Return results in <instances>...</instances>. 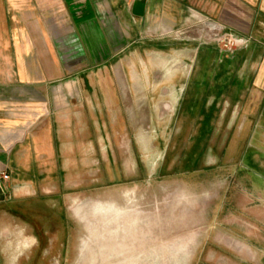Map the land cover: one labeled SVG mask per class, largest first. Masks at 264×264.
<instances>
[{
    "label": "rangeland",
    "instance_id": "1",
    "mask_svg": "<svg viewBox=\"0 0 264 264\" xmlns=\"http://www.w3.org/2000/svg\"><path fill=\"white\" fill-rule=\"evenodd\" d=\"M198 20L179 19L132 44L135 37L128 38L131 45L112 72H96V80L138 81L143 87L136 115L127 113L131 106L123 100L118 122L107 110L96 112L94 168L49 170L58 178L47 182L39 170H32L29 182L9 174L4 192L0 188V264H261L262 253L253 262L246 238L230 231L229 180H181L184 157L198 143L201 126L211 128L206 142L200 141L207 167L220 159L229 138H216L214 125L204 124L199 113L216 90L197 88L220 80L215 71L221 55L247 41L213 22L205 24L204 35ZM225 77L231 80V73ZM134 91L120 90L119 97ZM124 143L137 158L132 168H111L110 175L102 157ZM103 147L107 153H98ZM151 173L159 180H150Z\"/></svg>",
    "mask_w": 264,
    "mask_h": 264
},
{
    "label": "crops",
    "instance_id": "2",
    "mask_svg": "<svg viewBox=\"0 0 264 264\" xmlns=\"http://www.w3.org/2000/svg\"><path fill=\"white\" fill-rule=\"evenodd\" d=\"M143 2L144 14L136 16L134 0H0V170L27 182L34 180L32 170H39L47 182L58 178L49 170L94 168L96 112L107 110L118 122L124 103L131 106L127 113L136 115L137 105L142 107L136 95L143 87L138 81L96 80V72L111 73L134 40L179 19H199L203 33L205 24L230 26L246 43L221 55L215 71L220 80L197 88L216 90L214 100L200 104L201 121L214 125L216 138L229 139L208 168L200 141L206 142L211 128L201 126L198 143L184 157L181 180L229 183L230 231L238 240L246 238L249 259L261 252L264 264V0ZM197 48L203 50L200 42ZM123 89L135 91L119 97ZM103 148L98 153H107ZM114 149L102 157L105 167L132 168L135 149L125 143ZM210 151L217 155L216 148ZM196 157L198 164L191 162Z\"/></svg>",
    "mask_w": 264,
    "mask_h": 264
},
{
    "label": "water",
    "instance_id": "3",
    "mask_svg": "<svg viewBox=\"0 0 264 264\" xmlns=\"http://www.w3.org/2000/svg\"><path fill=\"white\" fill-rule=\"evenodd\" d=\"M145 4L143 0H134L132 12L136 16H142L144 14Z\"/></svg>",
    "mask_w": 264,
    "mask_h": 264
},
{
    "label": "built area",
    "instance_id": "4",
    "mask_svg": "<svg viewBox=\"0 0 264 264\" xmlns=\"http://www.w3.org/2000/svg\"><path fill=\"white\" fill-rule=\"evenodd\" d=\"M9 179V174L6 172V170H0V188H3V184L5 181Z\"/></svg>",
    "mask_w": 264,
    "mask_h": 264
}]
</instances>
